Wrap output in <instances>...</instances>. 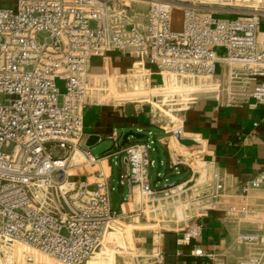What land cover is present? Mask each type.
Instances as JSON below:
<instances>
[{
	"label": "built area",
	"instance_id": "built-area-1",
	"mask_svg": "<svg viewBox=\"0 0 264 264\" xmlns=\"http://www.w3.org/2000/svg\"><path fill=\"white\" fill-rule=\"evenodd\" d=\"M224 6L223 0H12L0 6V264H32V258L88 264L106 233L116 230L115 220L122 219L112 193L123 180L137 187L143 205L135 221L143 215L149 221L159 207L153 202L161 190L152 187L147 171L157 140L168 144L152 130L125 146L114 131L108 135L113 141L108 157L115 165L126 160L127 172L114 178L98 169L91 180L74 177L97 162L83 146V108L101 102L98 92L108 79L106 70H88L92 59L131 55L126 73L111 68L117 86L150 87L156 92L149 94L153 104L184 105L177 111L201 94L229 106L248 99L264 105V31L258 28L263 13ZM174 10L181 11L179 29L172 26ZM153 71L160 82L152 84ZM171 157L175 168L186 163L177 141ZM197 178L165 187L161 197L170 202L161 208L196 209L190 216L195 220L181 230V243L200 236L196 218L224 197L223 175L212 171ZM207 180L208 191L201 193L198 185ZM262 186L264 175L241 183L240 204H230L228 211L256 215L246 201L250 190ZM236 238L251 248L237 264H264L263 233L239 232ZM136 248L126 251L108 242L101 261L109 264L126 251L128 264H164L160 244ZM191 252L205 255L200 247Z\"/></svg>",
	"mask_w": 264,
	"mask_h": 264
},
{
	"label": "crops",
	"instance_id": "crops-1",
	"mask_svg": "<svg viewBox=\"0 0 264 264\" xmlns=\"http://www.w3.org/2000/svg\"><path fill=\"white\" fill-rule=\"evenodd\" d=\"M223 2L226 9L249 6L261 10L263 14L258 28L259 31H264V0H234L233 2L223 0ZM139 7L144 11V5H139ZM217 14L221 16L226 13ZM180 26L179 22L174 28L179 29ZM133 59L131 55L112 52L103 59H92L88 70L91 73H101L105 70L111 71V67L120 73H126ZM151 80L152 84L158 83L160 76L153 71ZM131 103L133 104L132 114L126 113L124 107L126 103L100 102L85 105L82 124L83 146L90 150V146L102 141H111V144L105 146L100 155L94 156L97 159L95 165L75 174L74 177L91 180L92 174L101 169L115 178L114 166L117 173L127 172V164L123 159H118L119 163L115 165L113 164L114 158L108 157L113 145L108 135L114 131L120 145L125 146L143 138L147 130H152L155 136L165 138L168 144V146L162 145L157 140L150 152L154 164L148 169L147 176L152 187L161 190L157 192L159 196L153 205L163 206V204L170 203L169 199H161L164 197L163 193L167 192V190L163 191L165 187H170L173 183L190 184L198 179V176L200 179L207 178L212 171L223 175L224 197L216 208L196 218L202 225L201 234L190 243H181L179 240L182 235L181 230L189 222L195 220L190 217L191 213L196 211L193 207L184 208V213L179 206L168 207L167 215L161 212L160 218L151 217L146 224L140 223L142 226H151L145 237L148 243L144 241L147 244L144 247L148 246V248L143 250H148L154 243L160 244L164 252V264H199L202 262L237 264L238 260L247 256L251 251L249 245L237 241V234L239 232L264 234L263 186L250 190L246 201L249 208L257 211L256 215L253 213L232 214L228 211L230 204H240L238 186L258 175H264V105L248 99L239 105L229 106L220 103L213 94H201L191 105L178 111L176 123L170 125L168 129L162 125L164 120L160 119V113L149 110L147 106L138 101ZM130 131L141 134L142 137H133ZM89 135L97 136V140L87 146L85 142ZM178 138H187L191 144L183 145ZM176 141L183 148L186 162L178 165L177 168L173 166L171 157ZM209 184L207 180L200 186L198 185L201 193L208 191ZM116 192L118 194V202L115 204L117 213L124 220L134 221L135 215L143 208L142 202L138 200L137 187L123 180ZM159 210L160 208L155 211ZM143 218H145L144 215ZM117 221L115 220L113 224L117 232L127 236L129 234L130 237L131 230L126 231ZM123 225L127 226V224ZM165 225L166 228L163 227ZM114 233L113 231L108 233L112 241L116 237ZM194 247H200L205 255H193L191 251ZM102 254L100 252L97 257H101ZM101 259L103 261V256ZM88 264H91V261Z\"/></svg>",
	"mask_w": 264,
	"mask_h": 264
},
{
	"label": "rangeland",
	"instance_id": "rangeland-1",
	"mask_svg": "<svg viewBox=\"0 0 264 264\" xmlns=\"http://www.w3.org/2000/svg\"><path fill=\"white\" fill-rule=\"evenodd\" d=\"M11 1L12 0H0V6H2L4 4L6 5V4L10 3ZM233 1L234 0H229V2H233ZM255 6H257V4H255ZM221 17L233 18L234 15L224 14V15H221ZM179 22L181 23V11L180 10H174L173 17H172L173 28L176 25H178ZM174 29H176V28H174ZM45 35H46L45 33L41 32L37 35V38L42 41L44 39ZM110 69H111V67H110ZM58 85L62 88V82L61 81L60 82L58 81ZM116 86H117L116 81L114 80V78L111 75V79L109 78V83L107 82V84H106L107 89L106 90L102 89L101 91L98 92V94H100V96H101V98H99L101 100V102L121 103L123 101H126V103H131L132 101H138V102L144 104L145 106H147V108L149 110L152 108L153 110L155 109L157 112H159L160 113V119L164 120L162 125L168 129H169L170 125H172L173 123H176V120L171 121L170 119H174L175 116H176V118H178L177 117V113H178L177 109L181 106H184V105H180V104H172L171 102H166V101L164 102V106H162V105L158 106L157 102L155 104H153L149 94H154L156 92H155V90H149L150 87L140 86V87H138L139 88L138 90H134L133 86H131V83L128 87H122V86L116 87ZM150 86H152V85H150ZM101 87L104 88L105 85H103ZM127 92H130L131 94H132V92H135V93L138 92V93H142V94H140L137 97H134V96L128 97V95H126ZM130 93H128V94L130 95ZM109 143L111 144V141L110 142L109 141H102V142H99L98 144H94V146H90L89 148H90L91 154L93 156L100 155L102 153V151L105 149V146H107ZM88 168L89 167H87L86 169H88ZM113 169H114L115 178H117L116 177L117 172H116L115 166ZM71 172L75 173L74 170ZM157 208H160V210L158 212H156V211L152 212L153 214L150 213V217L152 215H153L152 216L153 218L159 217V214L161 212L163 213V215L168 214V212H167L168 208L167 207H164L165 209L161 208V206H159ZM157 208H156V210H157ZM116 210H117V208H116ZM139 219H140L139 221L124 220V219L118 220L117 223L120 226H122L123 228H125L126 231H127V229L131 230V236L129 237V234L127 236L126 234L118 233L117 230H113V232H115L114 234L116 237L112 241L109 239L108 233H106L102 247L99 250H97V253H95L93 255V257L90 259L91 264H108V262L102 263V261H101L102 256L97 257V255L100 254V251H108L109 252L108 242H111L114 246L123 247L126 251L129 248L131 250L137 249L136 247H138V250L142 251L145 248L144 245H147L146 243H148V240L145 241V237H146V233H147L149 227H151V226H149V225L148 226L147 225L142 226L141 224H146L147 220H145L142 217H140ZM123 224H127V226H125ZM137 224H140L141 226L137 225ZM163 227L166 228L167 226L165 225ZM147 248H148V246H147ZM147 248H145V249H147ZM126 251L119 252L118 254H116V256L114 257L115 258L114 261H113V256H112L111 260H110L111 262L109 261L110 262L109 264H128L130 262V256H128L124 253Z\"/></svg>",
	"mask_w": 264,
	"mask_h": 264
},
{
	"label": "water",
	"instance_id": "water-1",
	"mask_svg": "<svg viewBox=\"0 0 264 264\" xmlns=\"http://www.w3.org/2000/svg\"><path fill=\"white\" fill-rule=\"evenodd\" d=\"M124 107H125V111H126L127 114H132L133 113V104L132 103H126L124 105ZM129 133L133 137H136V138H141L142 137L141 134H135L132 131H130ZM95 140H97V136H95V135H89L88 138H87V140H86V142H85V144L87 146H90V145H92L95 142ZM178 141L181 144L186 145V146H188V145L191 144V141L189 139H187V138H178ZM124 162H126V160H124ZM117 200H118V194L116 192H113L112 193V202H113L114 205L116 204Z\"/></svg>",
	"mask_w": 264,
	"mask_h": 264
},
{
	"label": "bare ground",
	"instance_id": "bare-ground-1",
	"mask_svg": "<svg viewBox=\"0 0 264 264\" xmlns=\"http://www.w3.org/2000/svg\"><path fill=\"white\" fill-rule=\"evenodd\" d=\"M106 74H107V81H108V83H109V78L111 79V71H106ZM120 79H121V76L119 77ZM116 81V80H115ZM117 85V84H116ZM105 87H106V85H105ZM117 87V86H116ZM134 87H136V86H134ZM107 89V87L105 88V90ZM134 90H138L137 89V87L136 88H133ZM128 93H130V92H127V94L126 95H128V97H132V96H134V97H137V96H139L140 94L137 92V93H135V92H132V94L130 93V95L128 94ZM123 95V94H122ZM137 99V98H136ZM158 106H160L159 104H157ZM171 121H177V118H176V116H175V119H170ZM30 255H28V257H29ZM33 257V256H32ZM33 259V260H32ZM31 260V263L32 264H49V262H40V261H38V260H35L34 258H32Z\"/></svg>",
	"mask_w": 264,
	"mask_h": 264
}]
</instances>
